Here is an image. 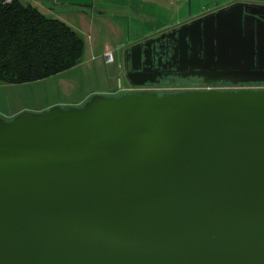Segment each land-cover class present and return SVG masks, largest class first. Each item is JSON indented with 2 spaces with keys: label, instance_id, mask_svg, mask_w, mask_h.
Listing matches in <instances>:
<instances>
[{
  "label": "water",
  "instance_id": "obj_1",
  "mask_svg": "<svg viewBox=\"0 0 264 264\" xmlns=\"http://www.w3.org/2000/svg\"><path fill=\"white\" fill-rule=\"evenodd\" d=\"M171 34L170 60L205 87L264 82V8ZM127 59L144 86L139 45ZM0 264H264V90L96 94L0 117Z\"/></svg>",
  "mask_w": 264,
  "mask_h": 264
},
{
  "label": "rangeland",
  "instance_id": "obj_2",
  "mask_svg": "<svg viewBox=\"0 0 264 264\" xmlns=\"http://www.w3.org/2000/svg\"><path fill=\"white\" fill-rule=\"evenodd\" d=\"M21 1H37L35 6L42 13L74 29L84 40L85 50L79 64L66 72L26 84L8 85L0 82V117L5 120L25 111L52 106L71 107L119 83L127 88L123 69L127 50L148 38V34L176 24L189 15H200L203 9L213 10L222 5L215 6L213 3L216 0H94L89 7L57 4L54 0ZM122 2L126 6L139 7L152 13L157 11V16L150 20H138L133 15L117 11ZM105 53L112 54L111 64L105 62Z\"/></svg>",
  "mask_w": 264,
  "mask_h": 264
},
{
  "label": "trees",
  "instance_id": "obj_3",
  "mask_svg": "<svg viewBox=\"0 0 264 264\" xmlns=\"http://www.w3.org/2000/svg\"><path fill=\"white\" fill-rule=\"evenodd\" d=\"M85 42L66 23L21 0H0V82L41 81L77 66Z\"/></svg>",
  "mask_w": 264,
  "mask_h": 264
},
{
  "label": "flooded vegetation",
  "instance_id": "obj_4",
  "mask_svg": "<svg viewBox=\"0 0 264 264\" xmlns=\"http://www.w3.org/2000/svg\"><path fill=\"white\" fill-rule=\"evenodd\" d=\"M179 27L160 32L137 44L139 45V54L142 56V62L143 57H146V64L143 65L141 63L137 64V66L140 67V70L144 71L147 82L144 86L135 88L127 85L125 91L122 92L123 94L152 93L161 96L183 94L193 91H206L204 79L199 76L200 72L198 70L192 69L191 66L181 68L179 64L170 60L173 49L177 45L175 43L177 34L172 35L171 32ZM130 50H127L128 69H130ZM212 86L214 89L216 88L221 91L253 90L259 88L264 89V82L239 84L236 86L229 83H214Z\"/></svg>",
  "mask_w": 264,
  "mask_h": 264
},
{
  "label": "crops",
  "instance_id": "obj_5",
  "mask_svg": "<svg viewBox=\"0 0 264 264\" xmlns=\"http://www.w3.org/2000/svg\"><path fill=\"white\" fill-rule=\"evenodd\" d=\"M93 2H94V0H92V4H93ZM31 4L37 5V1L36 2L32 1ZM132 4H134V3H132ZM213 4H215V6L217 4H222V5H219L220 7H217L215 9H213V10H210L209 8L203 9V11H202V13L200 15H196V14H195L196 16L189 15L190 17H187L185 19H181L182 21H178L176 24L167 25L163 29L157 30V32H155L154 34H148L147 37H151V36H154L155 34L163 32L165 30H169L171 28H175V27L181 26L183 24H187V23H189V22H191L193 20H196V19H198L200 17L206 16V15H209V14H212V13H216L219 10L226 9V8H228V7H230V6L234 5V4H244V5H248V6H258V7L264 8V1H261V0H245V1H236V0H234V1H231V2H227L226 0L225 1L224 0H216ZM117 11H119V12H121L123 14L133 15L136 19L141 20V21L142 20L143 21L144 20H150L151 18H153V17L156 18V16H157V11H153V13H152V12H149L148 10L141 9L139 7H129V6H126V4L123 3V2L121 4L120 9H118ZM100 14H102V13H100ZM125 89L126 88H124V86H121V83H119V84H117L114 87H110L108 89V91L99 92L98 94L105 95V96H110V94L122 93V92L125 91ZM87 100L88 99H83V100H81V102L79 104L74 105V106L78 107L80 104H82L83 102H86ZM65 107H68V106H65ZM44 110H47V109H41V110H36V111H32V112H41V111H44ZM18 114H20V113H18ZM14 116H16V115H13L12 117H14Z\"/></svg>",
  "mask_w": 264,
  "mask_h": 264
},
{
  "label": "built area",
  "instance_id": "obj_6",
  "mask_svg": "<svg viewBox=\"0 0 264 264\" xmlns=\"http://www.w3.org/2000/svg\"><path fill=\"white\" fill-rule=\"evenodd\" d=\"M3 3H8L10 2L11 0H1ZM104 59H105V62L106 63H112L113 62V56L111 53H105L104 55ZM210 90H214V91H221V90H218V89H214V87H206V91H210Z\"/></svg>",
  "mask_w": 264,
  "mask_h": 264
}]
</instances>
